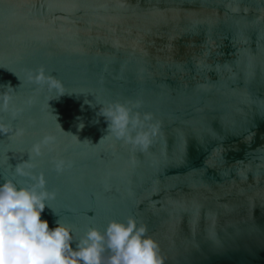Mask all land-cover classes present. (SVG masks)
Listing matches in <instances>:
<instances>
[{
	"label": "water",
	"instance_id": "water-1",
	"mask_svg": "<svg viewBox=\"0 0 264 264\" xmlns=\"http://www.w3.org/2000/svg\"><path fill=\"white\" fill-rule=\"evenodd\" d=\"M85 100H139L159 131L93 146L107 123ZM3 104L0 184L31 183L14 170L31 153L50 229L131 216L164 264H264V0H0Z\"/></svg>",
	"mask_w": 264,
	"mask_h": 264
},
{
	"label": "clouds",
	"instance_id": "clouds-1",
	"mask_svg": "<svg viewBox=\"0 0 264 264\" xmlns=\"http://www.w3.org/2000/svg\"><path fill=\"white\" fill-rule=\"evenodd\" d=\"M30 79L36 84H47L59 96L65 94L63 83L46 75L43 67ZM85 103L93 108L100 105L97 116L104 117L107 123V134L98 143L85 140L93 146L111 135L134 149L145 151L159 131V123L153 122V113L139 111L143 106L139 100H117L106 106L100 103L93 106L86 100ZM6 108V104L0 105V110ZM79 127L83 129V123ZM50 140L45 138L42 143L46 145ZM32 152L42 155L41 145H35ZM31 158L30 153L29 159L14 169L16 175L28 177L31 183L17 184L3 177L4 182L0 184V264H164L159 243L147 235V227L138 225L135 217L130 216L126 223L110 221L103 232L90 227L78 240L72 228L60 219L50 229L48 221L41 219V213L46 206L51 208L47 202L55 199L56 193L47 190L42 173L36 175L31 171L34 167ZM64 166V161L55 162L57 172H62Z\"/></svg>",
	"mask_w": 264,
	"mask_h": 264
}]
</instances>
